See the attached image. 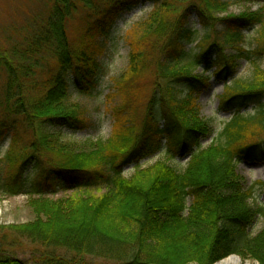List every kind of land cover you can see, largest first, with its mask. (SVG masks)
Instances as JSON below:
<instances>
[{"label": "trees", "instance_id": "16d2710c", "mask_svg": "<svg viewBox=\"0 0 264 264\" xmlns=\"http://www.w3.org/2000/svg\"><path fill=\"white\" fill-rule=\"evenodd\" d=\"M141 1L50 0L42 22L33 25L12 54L0 51V67L7 74L0 142L9 135L6 157L16 170L0 179V193L39 196L32 202L35 219L11 229L18 239L44 246L47 251L35 262L39 264H87V259L215 264L233 254L264 264V228L256 235L248 232L255 218L248 200L256 184L264 188V181L245 190L236 171L239 161L259 152L262 142L256 138L264 133V102L258 98L264 97V68L258 60L264 51L263 12L218 19L225 22L223 43L230 46L243 41L242 30L261 28L255 49L235 47L236 58L252 65V76L233 79L232 86L224 82L223 101L241 105L208 146L194 149L208 126L199 121L195 104L207 78L193 72L199 65L209 71L213 63L220 64L222 77L233 72L234 59L211 60L218 48L216 41L210 43L212 30L199 41V53L191 55L185 45L197 33L190 26L193 12L209 29L212 24L204 17L226 9L221 0H149L154 6L140 24V36L132 40L130 71L153 49L162 59L155 66V87L139 128L120 127L107 144L88 151L61 141L64 130L87 127L84 109L71 101V88L86 94L96 86L102 39L111 35L121 13ZM73 20L82 28L77 40L68 32ZM246 104L252 105V114L241 112ZM163 149L181 156L191 153L187 168L179 171L164 162L141 167L142 160ZM129 164L136 171L127 177ZM58 185L75 195L46 199L45 191ZM0 264L24 263L0 246Z\"/></svg>", "mask_w": 264, "mask_h": 264}, {"label": "rangeland", "instance_id": "374dc122", "mask_svg": "<svg viewBox=\"0 0 264 264\" xmlns=\"http://www.w3.org/2000/svg\"><path fill=\"white\" fill-rule=\"evenodd\" d=\"M227 3L226 9L214 10L210 16L204 18L212 24L209 29L204 28L196 12H193L190 19V26L197 30L194 41L185 45L186 50L195 55L200 52L199 41L205 32L212 30L210 43L217 42L218 48L213 51L211 60L228 58L232 62L231 71H226L220 77L217 71L219 65H213L209 71L207 65H199L194 69L193 74L200 78H207L206 86L198 93L195 104L196 114L199 121L204 122L208 128L200 138L199 146L194 149L206 147L218 136L225 123L231 118L234 111L241 104L236 102L227 104L224 98V82L227 86H232L233 79L247 80L252 76V65L245 59H237L238 51L235 47H242L247 50L256 48V39L260 34V25H253L242 30L244 35L241 43L230 46L224 44L226 25L219 18L241 15L247 12H263L264 0H221ZM153 2L142 0L138 5L120 14L116 21L112 33L109 37L102 39L104 53L100 57V70L96 78V86L89 93H80L75 88H71V101L78 103L85 111L87 117V127L77 132L64 130L61 141L68 143L77 150H92L100 144H107L112 139L115 131L121 127L126 128L128 124L137 126L145 115L146 106L155 87V66L158 64L160 54L158 50L150 51L144 57L140 67L135 71H130V54L132 40L137 39L141 31L140 24L145 22L153 9ZM50 0H0V51L12 54V50L18 43L26 38L27 33L33 29L35 23L42 22L45 14L49 10ZM39 25V24H38ZM68 32L71 38L79 39L82 31L80 24L73 20L68 25ZM33 31V30H32ZM144 47V46H143ZM236 58V59H235ZM259 64L264 68V51L260 52ZM228 65H230L229 61ZM225 61V62H226ZM231 74V75H229ZM225 77V79H224ZM7 74L0 67V111L1 102L4 100ZM205 84V83H204ZM262 102L264 97L259 96ZM242 113H253L252 105L241 106ZM161 126L165 125V120L160 117ZM255 133L258 131L254 127ZM9 135H6L0 142V179L13 176L16 172L13 166L8 163L6 152L8 149ZM257 141L261 143L259 152L256 150L246 159L237 164V173L242 177V185L245 190L259 182L264 181V133L258 136ZM163 144H167V139L163 137ZM189 143V142H188ZM166 150V149H165ZM164 149L148 158L142 160L140 165L146 168L157 162L167 163L179 171L187 168L190 154L183 156L166 152ZM136 171L134 164H129L124 168L127 177ZM28 174V173H27ZM33 180V175H30ZM35 179V177H34ZM75 195L73 190H65L60 185L55 189L45 191V198L60 199ZM164 199V195L158 196ZM39 196H30L25 192L18 194L0 193V246L8 247L11 254L21 260L24 264L35 263L40 254L47 250L44 246L34 243L31 240L19 238L17 233L11 229L12 226H21L32 222L35 219V211L32 205L33 200ZM192 198L188 197L186 206L190 207ZM248 204L255 212L253 223L248 229L252 235H256L264 228V188L260 184L255 185L254 193L248 200ZM15 240V241H14ZM5 243V244H3ZM14 243V245L12 244ZM10 244V245H8ZM63 256L64 249L57 252ZM239 258L238 264H260L253 259H243L241 256L233 254ZM230 255L215 264L232 258ZM43 264V263H42ZM87 264H115L101 259L89 261Z\"/></svg>", "mask_w": 264, "mask_h": 264}, {"label": "bare ground", "instance_id": "6f19581e", "mask_svg": "<svg viewBox=\"0 0 264 264\" xmlns=\"http://www.w3.org/2000/svg\"><path fill=\"white\" fill-rule=\"evenodd\" d=\"M238 263L239 261L236 258H230L220 262L219 264H238Z\"/></svg>", "mask_w": 264, "mask_h": 264}, {"label": "water", "instance_id": "95a60500", "mask_svg": "<svg viewBox=\"0 0 264 264\" xmlns=\"http://www.w3.org/2000/svg\"><path fill=\"white\" fill-rule=\"evenodd\" d=\"M232 258H236V259L239 261V258H238L237 256H234V255H233Z\"/></svg>", "mask_w": 264, "mask_h": 264}]
</instances>
